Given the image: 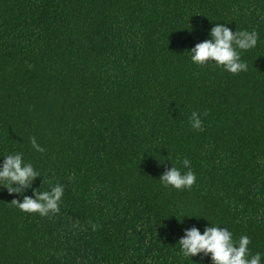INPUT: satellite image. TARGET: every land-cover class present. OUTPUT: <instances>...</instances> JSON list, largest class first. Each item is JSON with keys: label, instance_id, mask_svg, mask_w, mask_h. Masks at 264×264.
I'll use <instances>...</instances> for the list:
<instances>
[{"label": "trees", "instance_id": "trees-1", "mask_svg": "<svg viewBox=\"0 0 264 264\" xmlns=\"http://www.w3.org/2000/svg\"><path fill=\"white\" fill-rule=\"evenodd\" d=\"M215 24L257 32L247 71L191 60ZM17 153L40 175L0 185V264H213L178 243L210 226L264 264V0H0V170ZM185 159L193 186L162 184ZM57 184L59 213L11 203Z\"/></svg>", "mask_w": 264, "mask_h": 264}, {"label": "clouds", "instance_id": "clouds-1", "mask_svg": "<svg viewBox=\"0 0 264 264\" xmlns=\"http://www.w3.org/2000/svg\"><path fill=\"white\" fill-rule=\"evenodd\" d=\"M211 39L195 45L189 51L191 60L197 65H205L214 61L216 65L223 66L228 72L238 74L247 71V64L241 60L239 50H249L256 46L258 34L255 30L233 32L224 24H215L209 33ZM191 126L193 129L203 131V121L197 112H192ZM30 142L36 151L44 149L36 143L35 137ZM22 153L7 155L0 170V184L11 193H22L24 188L31 187L32 180L39 176L30 163L22 167ZM164 162V161H163ZM162 162V163H163ZM189 168L190 161H182ZM165 186H172L177 190L190 189L196 181V175L191 169L184 174L172 167L159 178ZM13 184L18 187H13ZM63 186L57 184L51 191H33L35 198L25 196L23 202L13 199L11 203L26 213H39L48 216L59 213V203L63 196ZM181 251L186 257L191 258L198 253H210L213 264H260L261 254L256 253L249 258L248 245L251 240L248 236H241L239 241L233 239L232 233L227 228L218 226L207 227L203 234L196 228L186 230L185 235L178 241ZM237 245V246H234Z\"/></svg>", "mask_w": 264, "mask_h": 264}]
</instances>
